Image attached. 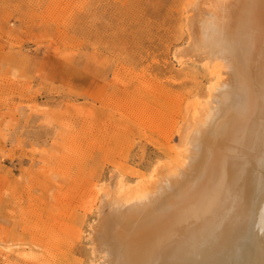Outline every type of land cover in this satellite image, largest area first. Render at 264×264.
Listing matches in <instances>:
<instances>
[{
  "label": "rangeland",
  "instance_id": "obj_1",
  "mask_svg": "<svg viewBox=\"0 0 264 264\" xmlns=\"http://www.w3.org/2000/svg\"><path fill=\"white\" fill-rule=\"evenodd\" d=\"M188 1L0 0V264H100L113 173L123 192L176 160L219 75L175 56Z\"/></svg>",
  "mask_w": 264,
  "mask_h": 264
},
{
  "label": "bare ground",
  "instance_id": "obj_2",
  "mask_svg": "<svg viewBox=\"0 0 264 264\" xmlns=\"http://www.w3.org/2000/svg\"><path fill=\"white\" fill-rule=\"evenodd\" d=\"M183 7L177 60L219 75L176 127V160L123 192L113 173L89 237L100 264H264V0Z\"/></svg>",
  "mask_w": 264,
  "mask_h": 264
}]
</instances>
